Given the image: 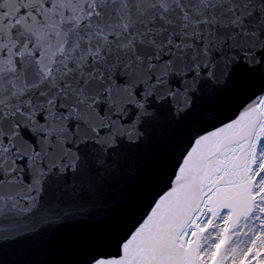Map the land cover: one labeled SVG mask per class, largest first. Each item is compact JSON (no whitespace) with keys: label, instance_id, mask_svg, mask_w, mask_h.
<instances>
[{"label":"snow or ice","instance_id":"obj_1","mask_svg":"<svg viewBox=\"0 0 264 264\" xmlns=\"http://www.w3.org/2000/svg\"><path fill=\"white\" fill-rule=\"evenodd\" d=\"M0 264H264V0H0Z\"/></svg>","mask_w":264,"mask_h":264}]
</instances>
